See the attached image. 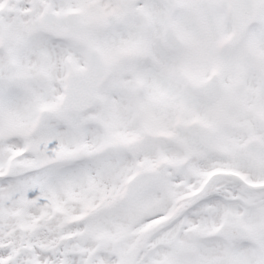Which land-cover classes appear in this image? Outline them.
<instances>
[{
  "label": "snow or ice",
  "instance_id": "obj_1",
  "mask_svg": "<svg viewBox=\"0 0 264 264\" xmlns=\"http://www.w3.org/2000/svg\"><path fill=\"white\" fill-rule=\"evenodd\" d=\"M0 264H264V0H0Z\"/></svg>",
  "mask_w": 264,
  "mask_h": 264
}]
</instances>
